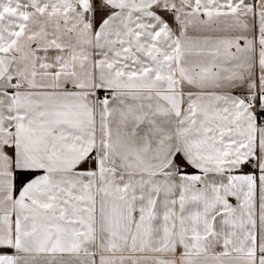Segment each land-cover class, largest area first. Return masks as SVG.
Here are the masks:
<instances>
[{
    "label": "snow or ice",
    "instance_id": "6c2138e0",
    "mask_svg": "<svg viewBox=\"0 0 264 264\" xmlns=\"http://www.w3.org/2000/svg\"><path fill=\"white\" fill-rule=\"evenodd\" d=\"M0 264H264V0H0Z\"/></svg>",
    "mask_w": 264,
    "mask_h": 264
}]
</instances>
